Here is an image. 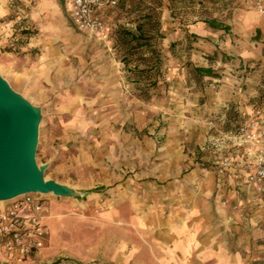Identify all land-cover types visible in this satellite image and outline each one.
<instances>
[{
	"label": "rangeland",
	"instance_id": "obj_1",
	"mask_svg": "<svg viewBox=\"0 0 264 264\" xmlns=\"http://www.w3.org/2000/svg\"><path fill=\"white\" fill-rule=\"evenodd\" d=\"M63 3L0 0V75L39 107L35 159L47 164L44 176L78 192L43 195L66 220L52 242L68 253L23 260L0 247L4 264H110L106 240L120 224L109 222L133 212L121 204L127 177L194 164L222 178L219 156L235 155L238 128L264 124V0H124L105 12L101 34L75 28ZM151 7L158 33L147 25L145 36L161 74L146 99L133 63L121 61L118 35L135 31ZM196 66L212 73L196 76Z\"/></svg>",
	"mask_w": 264,
	"mask_h": 264
},
{
	"label": "crops",
	"instance_id": "obj_2",
	"mask_svg": "<svg viewBox=\"0 0 264 264\" xmlns=\"http://www.w3.org/2000/svg\"><path fill=\"white\" fill-rule=\"evenodd\" d=\"M63 2L71 20L66 0ZM235 138V155H228L230 165L222 178L194 164L179 171L164 168L160 173L164 175L157 178L127 177L121 204L126 209L131 204L133 212L131 217L122 214L120 222L110 220L109 227L120 224V228L106 240V261L110 264H264V182L262 190H258L246 178L260 140L250 144ZM179 178L182 180L178 181ZM134 185L137 190H145L144 196L133 195ZM58 210L45 200L44 245L39 255L23 260L51 257L55 250L58 254L68 251L59 249L61 243L55 246L52 242L54 230H61L66 223L64 218H57ZM69 252L78 253L72 248Z\"/></svg>",
	"mask_w": 264,
	"mask_h": 264
},
{
	"label": "built area",
	"instance_id": "obj_3",
	"mask_svg": "<svg viewBox=\"0 0 264 264\" xmlns=\"http://www.w3.org/2000/svg\"><path fill=\"white\" fill-rule=\"evenodd\" d=\"M119 0H66L71 20L79 30L103 33L106 29L105 12L114 8ZM243 142L260 140L252 169L246 178L261 188L264 182V124L250 122L238 128ZM215 146L219 144L212 142ZM230 165L228 156H222L218 172L223 173ZM43 194L24 193L8 201L0 202V247L12 258H27L40 254L46 238L42 223Z\"/></svg>",
	"mask_w": 264,
	"mask_h": 264
},
{
	"label": "water",
	"instance_id": "obj_4",
	"mask_svg": "<svg viewBox=\"0 0 264 264\" xmlns=\"http://www.w3.org/2000/svg\"><path fill=\"white\" fill-rule=\"evenodd\" d=\"M39 121V107L12 89L0 75V202L29 192L64 197L78 194L46 178L47 164L36 162Z\"/></svg>",
	"mask_w": 264,
	"mask_h": 264
},
{
	"label": "trees",
	"instance_id": "obj_5",
	"mask_svg": "<svg viewBox=\"0 0 264 264\" xmlns=\"http://www.w3.org/2000/svg\"><path fill=\"white\" fill-rule=\"evenodd\" d=\"M124 0H119L117 5ZM151 3H158V0H150ZM143 20L137 24L136 30H121L118 35V42L122 49L123 56L121 61L127 67L133 63V69L130 71L132 79L135 80L138 95L144 98H150L152 89L156 87L159 81L160 73V57L159 50H156L154 44L149 41L153 39L151 33L145 36V26L149 25L150 31L158 33L157 12H154V7L149 8L148 12L143 15ZM212 28H220L221 25L215 19L205 21ZM155 23V24H154ZM227 30V26H223ZM152 31V32H153ZM135 55V56H134ZM139 63L142 67H139ZM196 76L201 77L203 74L212 73L211 68L193 67L191 68Z\"/></svg>",
	"mask_w": 264,
	"mask_h": 264
}]
</instances>
